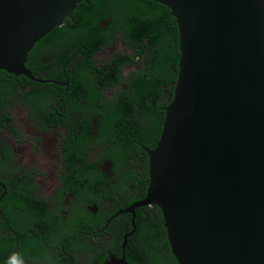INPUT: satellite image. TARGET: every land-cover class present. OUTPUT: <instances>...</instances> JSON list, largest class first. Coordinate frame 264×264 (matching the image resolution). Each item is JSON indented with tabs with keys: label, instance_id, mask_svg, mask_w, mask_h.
I'll use <instances>...</instances> for the list:
<instances>
[{
	"label": "flooded vegetation",
	"instance_id": "obj_1",
	"mask_svg": "<svg viewBox=\"0 0 264 264\" xmlns=\"http://www.w3.org/2000/svg\"><path fill=\"white\" fill-rule=\"evenodd\" d=\"M122 3L104 0L109 15L90 23L75 9L28 53L31 77L0 71V264L150 262L153 234L140 239L135 219L158 210L164 228L162 213L129 208L146 194L178 62L155 77L160 28L145 33Z\"/></svg>",
	"mask_w": 264,
	"mask_h": 264
},
{
	"label": "water",
	"instance_id": "obj_2",
	"mask_svg": "<svg viewBox=\"0 0 264 264\" xmlns=\"http://www.w3.org/2000/svg\"><path fill=\"white\" fill-rule=\"evenodd\" d=\"M83 0H0V71ZM178 30V76L148 188L177 264H264V0H152Z\"/></svg>",
	"mask_w": 264,
	"mask_h": 264
},
{
	"label": "trees",
	"instance_id": "obj_3",
	"mask_svg": "<svg viewBox=\"0 0 264 264\" xmlns=\"http://www.w3.org/2000/svg\"><path fill=\"white\" fill-rule=\"evenodd\" d=\"M90 2H80L77 5L75 15L79 16V18L75 21L78 23H90L95 20H100L103 17H107L105 15L104 0H89ZM122 1V0H121ZM126 4H120V8L126 14L128 13V18L130 23H137L136 26L140 27L142 30L147 33L151 29L160 28L158 32L160 35L158 40L162 43V48L159 49V55L156 58V62L154 63L152 73L157 72L156 78L160 79V82H168L169 81V73L168 67L170 63L174 60V53L176 62L179 60V51H178V30L175 18L172 16L171 11L163 4L154 2L152 0H123ZM119 6V3L117 7ZM109 7H112L109 5ZM102 10V11H101ZM97 13V14H95ZM132 17H135L133 19ZM133 19V21H132ZM69 20L67 21V23ZM71 22V21H70ZM156 32H154L155 34ZM172 39H174L176 45L172 44ZM156 42L157 40L154 39ZM171 58V59H170ZM6 74L7 73H3ZM146 79H149L147 77ZM145 79V80H146ZM152 84L150 80L146 82L143 86L144 89H147V85ZM0 85V107L3 104L4 98H7L6 93L1 89ZM2 115L0 118L5 116V113L2 111ZM163 114V113H162ZM151 116L154 120V128H160V121L163 119V115L160 118V121L151 113ZM160 130V129H159ZM155 212V217L149 212L147 215L142 217L143 214L137 212V218L135 219V223L138 227L140 239L147 240L149 235L148 233H152L153 235L150 237V241L152 242V246L149 251L145 254L144 258L149 260V264H176L175 259L170 253L169 245L163 247L161 245V237L159 234L161 231H164L162 226V218L160 216V212L158 210H153ZM155 218V221L151 220ZM154 224H152V223Z\"/></svg>",
	"mask_w": 264,
	"mask_h": 264
},
{
	"label": "clouds",
	"instance_id": "obj_4",
	"mask_svg": "<svg viewBox=\"0 0 264 264\" xmlns=\"http://www.w3.org/2000/svg\"><path fill=\"white\" fill-rule=\"evenodd\" d=\"M13 264H20V262H17V261L14 259Z\"/></svg>",
	"mask_w": 264,
	"mask_h": 264
}]
</instances>
